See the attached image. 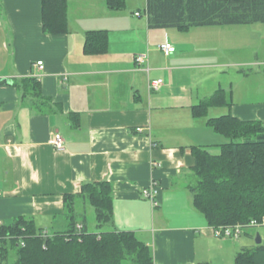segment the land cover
Segmentation results:
<instances>
[{
  "label": "crops",
  "instance_id": "0c3cea01",
  "mask_svg": "<svg viewBox=\"0 0 264 264\" xmlns=\"http://www.w3.org/2000/svg\"><path fill=\"white\" fill-rule=\"evenodd\" d=\"M66 14V30L52 34L42 27L41 0H0L1 222L23 217L48 235L63 230L64 195L107 181L112 221L101 230L132 231L154 264H234L239 250L256 245L254 227L235 239L213 235L192 204V148L225 143L208 117L264 123V23L149 28L146 0H125L121 10L67 0ZM94 30L106 31L107 50L85 54ZM164 41L169 55L159 49ZM139 53L147 55L142 66ZM36 61L44 65L38 78ZM157 78L161 88L148 90ZM218 88L231 93V106L193 117L192 107ZM53 132L64 150L50 144ZM151 180L157 207L140 196ZM74 204L77 224L99 231L84 200Z\"/></svg>",
  "mask_w": 264,
  "mask_h": 264
},
{
  "label": "trees",
  "instance_id": "16d2710c",
  "mask_svg": "<svg viewBox=\"0 0 264 264\" xmlns=\"http://www.w3.org/2000/svg\"><path fill=\"white\" fill-rule=\"evenodd\" d=\"M111 10H121L125 0H105ZM67 0H41L42 27L58 34L67 27ZM149 28L264 23V0H146ZM107 50L106 31L86 33L85 54ZM33 80V79H32ZM34 81V80H33ZM37 87V86H36ZM231 93L218 88L192 107L195 118H204L213 107L231 106ZM211 128L232 138L217 153L194 146V184L189 185L192 204L211 227L245 223L264 216V123L242 120L232 114L208 117ZM111 187L107 181L87 182L79 193L63 197L67 224L63 230L42 236L32 220L17 217L0 228V264H154L150 247L132 231L106 229L112 221ZM93 207L99 231H91L84 219L77 230L75 198ZM21 242L23 245H21ZM14 254L9 263L10 253ZM207 264V263H196ZM234 264H264V243L243 248Z\"/></svg>",
  "mask_w": 264,
  "mask_h": 264
},
{
  "label": "built area",
  "instance_id": "2783aa9c",
  "mask_svg": "<svg viewBox=\"0 0 264 264\" xmlns=\"http://www.w3.org/2000/svg\"><path fill=\"white\" fill-rule=\"evenodd\" d=\"M135 14H139L138 12ZM159 49L165 54V55H169L173 52V46L169 43V41H164L162 43L159 44ZM134 62L136 65L138 66H142L144 64L147 63V55L145 53H139L136 54L134 56ZM35 66L37 67V73L34 75L35 78H38L40 76V71L43 70V62L42 61H36ZM163 84V80L161 78H157L154 80H150L148 83V90L150 91H158L161 86ZM140 132L141 129L137 128L136 132ZM50 144L57 150H64V137L59 133V132H53L50 140H49ZM152 166L154 167H160L161 163L160 161H155L153 160V162H151ZM158 187L157 184L155 182V180H151L149 182V184L147 185V187H143V189L140 190V196L143 199L148 200V202L151 203V206L153 207H157L159 204L158 201ZM264 225V216H262L260 219H258L256 221V219H252L248 222L245 223H236L230 226H223V225H219L216 227H211L212 228V233L214 236L216 237H220V238H238L240 236V234L243 231V228L246 227H257V226H261ZM3 226V223L0 220V228ZM82 227L81 224H77L76 225V229L80 230ZM48 233L46 231H42V236H47ZM1 237V236H0ZM21 245H23V243L21 242Z\"/></svg>",
  "mask_w": 264,
  "mask_h": 264
},
{
  "label": "rangeland",
  "instance_id": "374dc122",
  "mask_svg": "<svg viewBox=\"0 0 264 264\" xmlns=\"http://www.w3.org/2000/svg\"><path fill=\"white\" fill-rule=\"evenodd\" d=\"M231 140H232V138H225V142H226V143L229 142V141H231ZM212 148H214V147H212ZM211 150H213V151H212L213 153H217V152H218V148L211 149ZM85 207L87 208L88 212H90V215L94 216L93 219L95 220V211H94L93 207H91L88 203L85 204ZM79 208H80V207H79ZM95 222H96V220H95ZM88 225H89V229H90V230H91V229H93V231L95 230V226L92 224L91 221L88 223ZM96 226H97V224H96ZM253 230H254V232H255V235L258 234L259 237H260V234H259L258 231H260V230H264V225L254 227ZM13 260H14V254H12V252H11V253H10V256H9V263L13 262ZM122 264H128V263H126V262L124 261Z\"/></svg>",
  "mask_w": 264,
  "mask_h": 264
},
{
  "label": "water",
  "instance_id": "95a60500",
  "mask_svg": "<svg viewBox=\"0 0 264 264\" xmlns=\"http://www.w3.org/2000/svg\"><path fill=\"white\" fill-rule=\"evenodd\" d=\"M260 242H261V239H260V237H259V235L258 234H256V236H255V243L257 244H260Z\"/></svg>",
  "mask_w": 264,
  "mask_h": 264
}]
</instances>
